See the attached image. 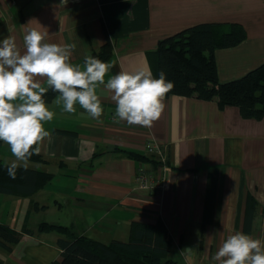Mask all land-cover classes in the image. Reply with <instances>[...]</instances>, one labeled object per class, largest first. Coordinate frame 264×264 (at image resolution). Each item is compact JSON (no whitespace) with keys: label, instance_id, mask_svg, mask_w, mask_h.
Here are the masks:
<instances>
[{"label":"crops","instance_id":"obj_1","mask_svg":"<svg viewBox=\"0 0 264 264\" xmlns=\"http://www.w3.org/2000/svg\"><path fill=\"white\" fill-rule=\"evenodd\" d=\"M30 20L48 30L46 43L75 45L74 65L83 66L85 56L109 38L114 48L105 82L143 66L154 78L150 53L158 42L202 24H237L246 35L237 45L214 51L219 82L239 79L264 63V0H0V40L14 37L23 52L22 26ZM97 95L103 108L99 119L78 103L74 113L64 112L55 104L57 96L45 102L55 113L44 123L50 136L35 146L45 161L27 167L54 174L48 183L53 199H36L46 208L35 213L49 216L21 224L0 221L19 234L9 251L0 247V264L59 260V235L36 232L42 222L110 242L127 240L132 221H160L172 237L169 256L177 264H218L212 257L235 232L264 242V116L244 118L236 106L165 96L162 115L147 128L115 117L112 93L104 86ZM150 144L165 152V164L136 161L125 152L147 155ZM0 159L15 161L3 142ZM140 167L165 188L139 189ZM248 196L256 208L246 217Z\"/></svg>","mask_w":264,"mask_h":264},{"label":"clouds","instance_id":"obj_2","mask_svg":"<svg viewBox=\"0 0 264 264\" xmlns=\"http://www.w3.org/2000/svg\"><path fill=\"white\" fill-rule=\"evenodd\" d=\"M35 24L38 27H31ZM24 30L21 52L14 37L0 40V142L7 144L15 161L27 166L34 146L50 133L44 123L53 119L43 97L52 90L59 95L55 104L74 113L75 105L93 119L103 113L99 86L112 93L115 117L128 125L152 127L162 115L164 98L174 87L161 71L153 78L147 66L135 71H120L108 78L111 65L85 56L83 66L70 63L75 45L46 43L48 30L30 20ZM36 153L39 148L34 149ZM18 165L8 166V175L15 178ZM184 251H191L186 248ZM218 264H264V242L242 232L229 234L212 257Z\"/></svg>","mask_w":264,"mask_h":264},{"label":"trees","instance_id":"obj_3","mask_svg":"<svg viewBox=\"0 0 264 264\" xmlns=\"http://www.w3.org/2000/svg\"><path fill=\"white\" fill-rule=\"evenodd\" d=\"M245 36L244 29L237 24H202L164 38L158 42L155 51L150 53L154 78H159L162 71L166 80L173 83L174 87L166 97L183 96L213 101L220 108L236 106L244 118L261 119L264 116V63L243 77L225 83L219 82L216 70L214 51L233 47ZM113 48V42L108 38L90 56L109 63ZM58 95L49 90L43 99L49 102ZM34 149L28 161H45ZM125 152L136 161H148L158 166L163 164L156 154ZM10 165L11 163L0 159V194L33 197L54 178L52 172L18 166L13 179L8 175ZM246 205L248 217L255 210L256 202L248 196ZM30 206L34 210L46 208L35 201ZM35 231H55L59 235L56 244L61 257L51 264H177L169 256L172 237L160 221L155 224L132 221L125 241L103 242L79 235L69 226L47 222L39 223ZM23 232L34 233L28 228H24ZM18 239V233L8 225L0 224V247L9 251Z\"/></svg>","mask_w":264,"mask_h":264},{"label":"rangeland","instance_id":"obj_4","mask_svg":"<svg viewBox=\"0 0 264 264\" xmlns=\"http://www.w3.org/2000/svg\"><path fill=\"white\" fill-rule=\"evenodd\" d=\"M17 163L18 166L25 167L23 162L14 161ZM32 161L27 162V166H33ZM12 164V163H11ZM26 166V167H27ZM31 168V167H28ZM53 188L50 185H46L45 188L37 194L35 197H28V198H20L15 197L7 194H0V221H16L17 224H21L24 221H40L42 216L44 217L46 214L49 216V213L39 212V214L35 213V210L32 205V202L36 199L40 201H47L53 199ZM40 197V198H39ZM54 218V217H50ZM59 222V221H58ZM65 222V221H60Z\"/></svg>","mask_w":264,"mask_h":264},{"label":"built area","instance_id":"obj_5","mask_svg":"<svg viewBox=\"0 0 264 264\" xmlns=\"http://www.w3.org/2000/svg\"><path fill=\"white\" fill-rule=\"evenodd\" d=\"M147 152L156 154L162 163H165L167 160L165 152L158 145H148ZM150 177L151 175L147 174L142 167L138 168L136 173V182L138 188L151 191H153L155 188H165V183L155 184L150 180Z\"/></svg>","mask_w":264,"mask_h":264}]
</instances>
